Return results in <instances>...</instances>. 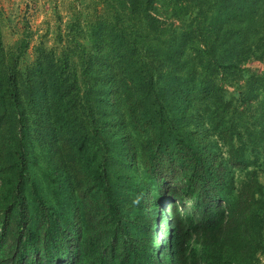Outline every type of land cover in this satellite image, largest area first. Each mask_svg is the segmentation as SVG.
<instances>
[{
  "label": "trees",
  "instance_id": "obj_1",
  "mask_svg": "<svg viewBox=\"0 0 264 264\" xmlns=\"http://www.w3.org/2000/svg\"><path fill=\"white\" fill-rule=\"evenodd\" d=\"M103 2L0 23V264H263L264 0Z\"/></svg>",
  "mask_w": 264,
  "mask_h": 264
},
{
  "label": "rangeland",
  "instance_id": "obj_2",
  "mask_svg": "<svg viewBox=\"0 0 264 264\" xmlns=\"http://www.w3.org/2000/svg\"><path fill=\"white\" fill-rule=\"evenodd\" d=\"M103 1L0 0V23L6 50L15 49L20 39L29 36L31 45L23 67L34 62L38 47L43 46L60 54L62 45L59 38L67 39V26L74 17L80 18L82 28L90 21L109 17ZM247 67L258 73L264 70V65L257 60H252ZM260 175L264 183V172ZM261 260L264 264V255Z\"/></svg>",
  "mask_w": 264,
  "mask_h": 264
}]
</instances>
